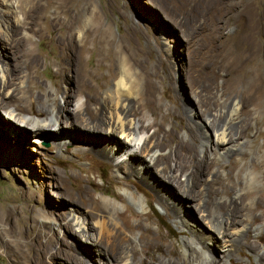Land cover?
Returning a JSON list of instances; mask_svg holds the SVG:
<instances>
[{
    "label": "rangeland",
    "instance_id": "1",
    "mask_svg": "<svg viewBox=\"0 0 264 264\" xmlns=\"http://www.w3.org/2000/svg\"><path fill=\"white\" fill-rule=\"evenodd\" d=\"M2 1L0 0V28L6 34L7 26L12 25L15 15L6 3L1 5ZM33 2V5L20 6L18 14L25 22L22 11L34 13V29L43 32L42 37L34 32L31 34L33 49L40 60L36 80L47 92L58 93L54 99L62 107L66 106V100L59 94L60 90L62 93L79 94L81 89L75 73L70 71L65 79L57 76L60 51L51 31L55 29L61 35L68 26L81 30V38L77 35L75 41L83 39L87 45L84 65L96 78L91 82V87L93 92H102L101 103L107 97L105 89L111 85L109 80L113 69H118L117 54L113 53L118 46H125L130 50L134 48V56L141 58L145 65L146 61L148 66L156 63L151 73L154 76L158 73L160 75V78L155 79L157 90L154 100L159 112L154 117L148 110H144V115L147 116L145 124L157 125L149 129V135H153L159 126L172 130L175 125H181L183 129L178 132V136L192 144L197 142L194 145L200 149L198 141L194 142L185 129L186 123L189 124L190 114L180 109L175 98L180 101L183 98L187 104H192L194 112L191 115L198 123L203 122L211 112L227 108L231 99L238 100L240 110L243 111L239 122L246 126L241 144L247 147L243 153L234 157H216L214 152L220 153L221 150H215L212 144L214 138L210 134L208 148L214 150L210 162H215V165L205 179L211 182L217 175L222 179L223 185L215 187L219 191L218 201L233 199L239 193L237 183L240 182L241 189H246L245 192L250 194L245 204L254 200L259 202L254 216L245 212L241 220L256 218L253 225L246 221L244 225L251 228L249 243L257 245L259 251L264 252V165L257 160L258 155L264 154V0ZM54 19H58L57 25L53 24ZM24 31L21 27V34ZM5 38V35L0 37ZM4 53L0 46V54L3 56ZM167 56L173 58L175 66V71L170 76L164 75L160 66L162 59ZM22 72L27 73L25 66ZM183 74L195 85L196 92L191 91ZM171 83L174 84L170 85ZM175 84L177 88H171ZM40 89L36 87L34 92L39 94ZM198 94L206 101L203 106L200 105L202 110L195 98ZM215 94L223 98V104L216 103ZM86 96V91L78 95L70 109L75 111L78 101L85 102ZM42 105L43 103L37 107ZM170 111L172 115L165 121L164 118ZM62 114L67 116L66 113ZM12 124L20 131L9 128ZM56 129L59 130V125L46 131L45 136H37L31 129L9 119L0 104V264H78L77 260L83 254L87 260L92 255L97 264H107V260H101L96 251L90 255L91 245L85 242L86 237H81L80 229L72 223L73 216L77 214L86 219L87 226L94 225L91 215H87L85 209L75 208L63 197L66 191L76 198L88 191L98 203L102 197L117 201L118 213L125 215L121 218L116 214L120 228L135 243L138 251L134 264L169 261L171 257L161 252L162 250L174 251L182 259L186 240L198 237V232L202 233L207 227L197 201L183 196L179 187L168 184L156 172L163 169V165L152 167L153 174L181 198L176 199L177 196L172 199L168 195L170 200L181 202L180 212L190 220L189 224L182 225L178 219V211L171 207L166 209L159 204V196L155 195L151 185L142 182L138 185L135 180L125 185L124 174L116 170L113 161H103L94 155H87L90 143L82 135L80 137L74 134V138H80L81 141L69 140L62 145L56 142ZM169 153V149H162L156 155ZM171 165L175 166V163L172 162ZM252 170L261 174L260 184L248 183V173ZM178 175L179 181L185 182L186 178L180 171ZM130 191L145 199L144 210L138 208L127 196ZM66 224L74 227L70 234ZM220 245L218 241H213L204 246L201 251L202 259L221 262L224 249ZM75 248L82 253L76 252ZM206 251L210 253L209 257L204 254ZM177 256L174 258H178ZM233 264L264 262L258 260L256 251L241 247Z\"/></svg>",
    "mask_w": 264,
    "mask_h": 264
},
{
    "label": "bare ground",
    "instance_id": "2",
    "mask_svg": "<svg viewBox=\"0 0 264 264\" xmlns=\"http://www.w3.org/2000/svg\"><path fill=\"white\" fill-rule=\"evenodd\" d=\"M5 3L10 6L11 13L15 15L12 25L7 26L6 34L0 28V37L6 36L5 39H0L1 49L5 52L3 56L0 54V104L8 114V118L17 121L24 128L31 129L32 133L37 136H45L46 131L59 125V130L56 129L54 138L61 145L65 141L68 143L69 140L76 142L78 138L75 139L74 134L80 135V137L82 135L83 139L90 143L87 146V155H94L103 161H113L116 170L124 174L123 184L125 185L131 180H135L138 185H140L139 182L151 185L155 195L159 196L157 198L159 204L166 209L171 207L178 211V219L181 224H189L190 220L180 212L181 202L172 200L178 195L170 186L162 183L153 174L152 167L157 168L162 164L163 169H158L156 172L159 176L162 175L168 184L179 187L183 196L197 201V207L207 228H204L202 233L198 232V237L186 240L185 255L182 259L174 251L165 252L162 250L161 252L171 258L166 262L159 261V264H233L238 255V249L241 247H247L252 252L256 251L258 260L264 262V252L259 251L257 245L249 243L251 228L244 225L245 221L253 225L256 218L251 217L254 216L259 202L254 200L245 204L246 198H249L250 194L245 192L246 189H241L242 183L240 182L237 183L240 190L236 188L239 193L233 199L225 202L218 201L219 191L215 187L223 185L222 179L219 175L215 176L211 182L205 179V176L215 165V162H210L212 151L214 152L208 148L210 134L214 138L212 144L215 150H221L220 153L214 152L216 157H234L238 153H243L247 147L245 144H241L246 126L239 122L243 111L240 110L238 100L233 98L229 105L227 104V108L223 107L216 113L211 112L206 117L202 115L205 119L198 123L191 115L194 112L192 104H187L183 98V100L180 98L181 101L179 98H175L180 109L190 114L189 124L186 123L185 129L194 142L198 141L200 149L195 146L197 142L194 145L178 136V132L183 129L181 125H175L172 130H166L163 126H159L153 135H149V129L157 125L145 124L147 116L144 115V110H148L154 117H157L159 112V108L155 107L154 100L157 90L155 79L160 78V75L158 73L154 76L151 73V69L156 67V63L148 66L149 63L146 61L145 65L141 58L137 59L134 56V48L130 50L125 46H118L113 52L114 55L117 54L118 69H113L109 80L111 85L105 89L107 97L105 96L106 98L101 103L102 92H93L91 87V82L96 78L89 73L84 65L87 45L83 39L79 42L75 41L77 35L81 38L79 34L81 30L68 26L65 27V30L63 29L64 32L61 35L57 34L55 29L51 31L60 51L57 76L65 79L70 71L75 73L80 81L81 89L79 94L78 92L62 93L60 90L59 94H62L63 99L66 100V106L62 107L54 99L58 93L47 92L36 80L40 60L33 49L31 34L34 32L42 37L43 32L34 29V23H36L32 18L34 13L23 10L25 22L20 19L18 14L20 6L33 5V0H3L1 5ZM58 23V19H54L53 24L57 25ZM21 27L25 29L23 34H21ZM4 57L6 59H3ZM172 59L167 56L160 63L163 74L166 76L172 75L175 71ZM23 66L27 70L25 74L22 72ZM184 76L188 80L191 91L195 90L196 92L195 85L183 74V78ZM172 84L174 83L170 85ZM36 87L41 88L39 94L34 92ZM172 87L177 88L176 84ZM85 91L86 101L82 103L78 101L75 111L70 109L75 98ZM195 98L199 108L206 102L201 94L196 95ZM215 99L219 105L224 102L218 94H215ZM41 103L43 105L38 108L37 105ZM200 110L202 109L200 108ZM62 113H66L67 116H63ZM170 115H172L171 111L164 120L167 121ZM9 128L20 131L13 124ZM102 135H107V137ZM79 139L78 141L82 140ZM162 149H169L170 153L156 155L158 150ZM257 160L264 165V154L258 155ZM172 162L175 163V166L171 165ZM179 171L186 178L185 182L179 181ZM260 175L255 170L249 171L248 183L260 184ZM168 195L172 198L171 200ZM127 196L138 208L144 210L146 201L142 196L131 191ZM63 197H66L75 208L79 210L83 208L87 215H91V220L94 222L91 227L86 225V219L80 215L75 214L72 218V223L81 231L80 236L86 237L85 242L91 245L89 247L92 249L90 255L96 251L101 260H107V264H134L136 262L138 251L134 246L135 243L126 237L125 231L123 232L120 228L116 214L121 218L125 215L118 213L119 205L115 199L102 197L101 202L98 203L94 201L88 191H84L79 198L66 191ZM178 197L176 199H181ZM245 212L249 213L251 217L247 216L246 220H241ZM87 215L85 214L88 218ZM66 225H68L70 234L74 227H71L70 224ZM58 241L60 242L61 239ZM213 241H218L224 249L223 260L219 263L212 260L205 261L201 256L204 246ZM142 242L144 243L143 240ZM75 250L82 253L77 248ZM204 254L210 256L207 251ZM176 256L178 258H174ZM96 261L92 255L90 260L85 259L83 254L77 263L97 264ZM100 264L104 263L100 262Z\"/></svg>",
    "mask_w": 264,
    "mask_h": 264
}]
</instances>
